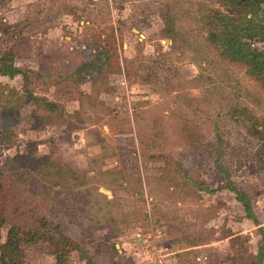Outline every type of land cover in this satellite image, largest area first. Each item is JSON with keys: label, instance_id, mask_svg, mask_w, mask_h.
I'll return each mask as SVG.
<instances>
[{"label": "rangeland", "instance_id": "rangeland-1", "mask_svg": "<svg viewBox=\"0 0 264 264\" xmlns=\"http://www.w3.org/2000/svg\"><path fill=\"white\" fill-rule=\"evenodd\" d=\"M219 9L229 8L221 0H0V19L13 27L3 49L24 53L15 64L44 75L33 92L61 103L37 125L50 112L15 100L19 125L0 139V166L22 210L60 199L83 224L86 255L105 264H233L244 250L258 253L264 89L223 53L214 35ZM23 84L21 74L0 75L7 97ZM40 155L70 169L63 178L52 170L46 199L29 193L39 183L26 184ZM233 187L252 199L257 222ZM10 228L1 224V241ZM20 245L24 264H56L50 242L29 246L22 233ZM61 258L87 264L77 249Z\"/></svg>", "mask_w": 264, "mask_h": 264}, {"label": "trees", "instance_id": "trees-1", "mask_svg": "<svg viewBox=\"0 0 264 264\" xmlns=\"http://www.w3.org/2000/svg\"><path fill=\"white\" fill-rule=\"evenodd\" d=\"M222 5L228 7L227 11L219 9L216 11L215 17V37L220 40L221 46L224 49L223 53L231 60L240 62L246 66L247 73L253 76L264 89V49L255 46V42L264 41V16L260 15L261 5L264 0H221ZM166 32L173 34L174 21L171 15L166 18ZM11 24H6L0 19V75H6L10 78L21 74L23 76L22 90L15 88H8V97L6 88L0 91V139L10 140L12 134L15 132L16 127L19 125L20 116L18 117L13 111L15 100L22 99L23 101L29 100V107L36 105V110L42 109L50 112L46 117L39 114L42 118L36 123L39 125L41 122L52 121L51 113L58 111L61 103L57 100H52L47 97L42 98L32 90V86H36L41 82L44 75L36 69H23L15 64V57L23 55L24 53L17 54L12 49L5 50L2 47L3 39H7L6 34L11 28ZM13 28V27H12ZM216 37V39H217ZM219 42V41H218ZM24 49V48H23ZM22 49V50H23ZM101 59V58H100ZM103 67V62L99 68ZM94 68V67H93ZM54 74H47L45 78H53ZM257 130L256 133H258ZM219 143L222 138L218 135ZM219 155H223L219 148ZM28 154H20L16 158H21L26 162ZM34 158V156H30ZM53 158L51 155L36 156V176L38 178H28L26 184L29 189L36 186V183L41 185V188L32 189L30 195H36L46 199L49 193L45 185H49L50 178L56 176L63 178L64 171L68 167L64 165L61 159L58 158V163L52 165ZM220 172L231 181V176L228 170L219 165ZM0 166V264H24L23 248L20 245V235L25 234L26 243L29 246L36 245L39 241L45 240L50 242L51 245L57 247L56 264H67L61 258L65 252L77 249L81 257L86 260L87 264H105L100 262V257L86 255L83 247V224L77 219L74 213L66 210L60 199L56 198L59 208L53 209L51 204L47 209H28L22 210L20 208L21 195L10 184L8 174ZM70 170V169H68ZM32 179V180H31ZM58 180V179H57ZM237 195V200L242 203L245 215L248 218L257 222V215L253 207L252 199L246 192L236 188H231ZM26 188L21 192L24 193ZM46 194V195H45ZM20 196V197H19ZM27 198V197H25ZM52 207V208H51ZM63 207V208H61ZM45 209V210H44ZM10 223L11 228L8 231L6 240L1 241V224ZM58 233L60 238L55 240L54 233ZM262 240L259 244V251L256 255L246 254L244 250L240 258H232L233 264H264V230L261 229ZM116 264V263H114Z\"/></svg>", "mask_w": 264, "mask_h": 264}]
</instances>
